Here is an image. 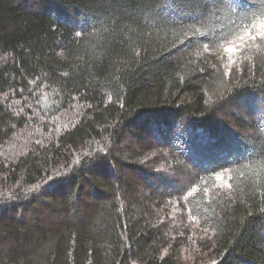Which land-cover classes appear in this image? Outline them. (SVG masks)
Listing matches in <instances>:
<instances>
[{
    "label": "trees",
    "instance_id": "1",
    "mask_svg": "<svg viewBox=\"0 0 264 264\" xmlns=\"http://www.w3.org/2000/svg\"><path fill=\"white\" fill-rule=\"evenodd\" d=\"M262 23L264 0H0V264H264Z\"/></svg>",
    "mask_w": 264,
    "mask_h": 264
},
{
    "label": "rangeland",
    "instance_id": "2",
    "mask_svg": "<svg viewBox=\"0 0 264 264\" xmlns=\"http://www.w3.org/2000/svg\"><path fill=\"white\" fill-rule=\"evenodd\" d=\"M257 28H253L252 33H250L249 36H251L252 34H259V35H264V23H262L260 26H256ZM245 43V39H239L238 41H235L230 47H228L224 52L226 54V58L228 60V64L229 66L235 65L241 55V49H242V45ZM229 49H231V51H228Z\"/></svg>",
    "mask_w": 264,
    "mask_h": 264
},
{
    "label": "snow or ice",
    "instance_id": "3",
    "mask_svg": "<svg viewBox=\"0 0 264 264\" xmlns=\"http://www.w3.org/2000/svg\"><path fill=\"white\" fill-rule=\"evenodd\" d=\"M242 39V38H241ZM228 51H231V49H229Z\"/></svg>",
    "mask_w": 264,
    "mask_h": 264
}]
</instances>
